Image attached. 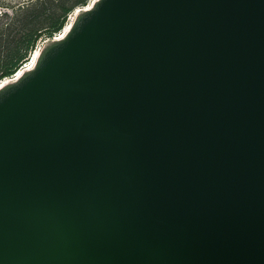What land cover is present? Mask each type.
Returning <instances> with one entry per match:
<instances>
[{
	"label": "water",
	"instance_id": "1",
	"mask_svg": "<svg viewBox=\"0 0 264 264\" xmlns=\"http://www.w3.org/2000/svg\"><path fill=\"white\" fill-rule=\"evenodd\" d=\"M0 264H264V0H96L1 87Z\"/></svg>",
	"mask_w": 264,
	"mask_h": 264
},
{
	"label": "rangeland",
	"instance_id": "2",
	"mask_svg": "<svg viewBox=\"0 0 264 264\" xmlns=\"http://www.w3.org/2000/svg\"><path fill=\"white\" fill-rule=\"evenodd\" d=\"M76 1L77 0H0V69L3 63L16 51L17 45L25 33L29 31L33 32L38 29L40 36L36 44L41 39L49 37L48 29L50 27L51 18L56 19L59 17L63 11L64 5H73ZM93 1L94 0H88L85 6L81 4L75 5L72 12L67 16L66 24L74 21L78 14L77 11H81ZM63 29L53 35H60ZM52 38L48 43L52 41ZM36 44L28 51L27 61L31 59ZM26 62H23L21 66H24ZM9 78L10 77L4 79L6 80Z\"/></svg>",
	"mask_w": 264,
	"mask_h": 264
},
{
	"label": "trees",
	"instance_id": "3",
	"mask_svg": "<svg viewBox=\"0 0 264 264\" xmlns=\"http://www.w3.org/2000/svg\"><path fill=\"white\" fill-rule=\"evenodd\" d=\"M88 0H77L73 5L63 6V11L59 17L51 18L49 27V40L54 36V33L61 31L67 22V16L72 12L75 5L81 4L85 6ZM40 32L38 29L33 32L29 31L23 35L17 45L16 51L6 60L0 69V81L4 78L13 76L22 66L23 62L28 60L27 54L37 42ZM53 39V38H52Z\"/></svg>",
	"mask_w": 264,
	"mask_h": 264
},
{
	"label": "bare ground",
	"instance_id": "4",
	"mask_svg": "<svg viewBox=\"0 0 264 264\" xmlns=\"http://www.w3.org/2000/svg\"><path fill=\"white\" fill-rule=\"evenodd\" d=\"M94 1H96V0H94ZM93 2H91L85 8L90 7ZM77 12L79 13L80 11L78 10ZM72 24H73V21H71V22H69V23H67L65 25V27H64L62 33L59 35L58 39L63 38L66 35V33L71 28ZM40 53L41 52L38 49L36 51H33L31 61L26 65V67H24V68H22V69L19 70V72L17 73L15 79H18L26 70L31 69L35 65V63H36V61H37ZM8 82H10V79H6V80L4 79L2 82H0V88L3 87L4 85H6Z\"/></svg>",
	"mask_w": 264,
	"mask_h": 264
},
{
	"label": "built area",
	"instance_id": "5",
	"mask_svg": "<svg viewBox=\"0 0 264 264\" xmlns=\"http://www.w3.org/2000/svg\"><path fill=\"white\" fill-rule=\"evenodd\" d=\"M58 37H59V34L58 35H55L54 37H53V39L52 40H54V39H58ZM49 42V39L48 38H45V39H41L40 41H38V43L36 44V46H35V48H34V51H36L37 49L41 52L43 49H44V47L47 45V43ZM32 58V57H31ZM31 61V59L29 60V61H27L25 64H24V66H22L20 69H22V68H24V67H26V65L29 63ZM34 67V66H33ZM32 67V68H33ZM31 68V69H32ZM19 69V70H20ZM19 70L13 75V76H11L9 79H10V81H14L15 80V77H16V75H17V73L19 72ZM29 70V69H28Z\"/></svg>",
	"mask_w": 264,
	"mask_h": 264
}]
</instances>
